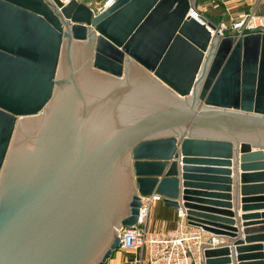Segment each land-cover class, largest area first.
Masks as SVG:
<instances>
[{
	"label": "water",
	"instance_id": "obj_1",
	"mask_svg": "<svg viewBox=\"0 0 264 264\" xmlns=\"http://www.w3.org/2000/svg\"><path fill=\"white\" fill-rule=\"evenodd\" d=\"M193 4L0 0V264H105L150 194L264 264V31Z\"/></svg>",
	"mask_w": 264,
	"mask_h": 264
},
{
	"label": "built area",
	"instance_id": "obj_2",
	"mask_svg": "<svg viewBox=\"0 0 264 264\" xmlns=\"http://www.w3.org/2000/svg\"><path fill=\"white\" fill-rule=\"evenodd\" d=\"M59 1L64 4L69 0ZM112 1L104 0L93 13L100 12ZM188 14L195 19L201 16L194 9H189ZM217 28L222 34L230 35L255 30L264 31V15L254 12L243 13L232 19L228 25L224 22L218 23ZM160 199L161 197L157 194L139 197L140 207L135 223L129 227L117 229L118 249L138 253L133 260L134 264H200L199 242L202 241L203 230L186 224L181 207L176 209L177 222L174 228L166 232L146 235L142 226L146 208L151 202ZM208 244H216L214 237L209 238Z\"/></svg>",
	"mask_w": 264,
	"mask_h": 264
},
{
	"label": "crops",
	"instance_id": "obj_3",
	"mask_svg": "<svg viewBox=\"0 0 264 264\" xmlns=\"http://www.w3.org/2000/svg\"><path fill=\"white\" fill-rule=\"evenodd\" d=\"M91 9H96L104 0H78ZM194 10L198 12L210 24L216 25L229 22L238 15L254 12L264 15V0H194ZM177 222L176 210L164 206L161 199L153 201L146 208L143 218V228L146 235L151 233H162L174 228ZM214 237L217 244L227 243L226 236H216L202 231L201 243L208 244L209 238ZM264 260V241L261 242ZM136 252L122 251L116 249L105 264H134Z\"/></svg>",
	"mask_w": 264,
	"mask_h": 264
},
{
	"label": "rangeland",
	"instance_id": "obj_4",
	"mask_svg": "<svg viewBox=\"0 0 264 264\" xmlns=\"http://www.w3.org/2000/svg\"><path fill=\"white\" fill-rule=\"evenodd\" d=\"M95 12V9H92ZM118 249V248H117Z\"/></svg>",
	"mask_w": 264,
	"mask_h": 264
},
{
	"label": "bare ground",
	"instance_id": "obj_5",
	"mask_svg": "<svg viewBox=\"0 0 264 264\" xmlns=\"http://www.w3.org/2000/svg\"><path fill=\"white\" fill-rule=\"evenodd\" d=\"M212 33V32H211Z\"/></svg>",
	"mask_w": 264,
	"mask_h": 264
}]
</instances>
